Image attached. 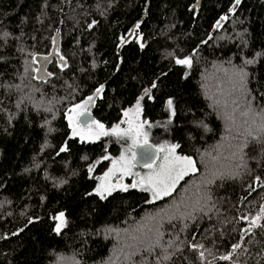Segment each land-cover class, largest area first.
Wrapping results in <instances>:
<instances>
[{
    "label": "trees",
    "instance_id": "1",
    "mask_svg": "<svg viewBox=\"0 0 264 264\" xmlns=\"http://www.w3.org/2000/svg\"><path fill=\"white\" fill-rule=\"evenodd\" d=\"M197 1L0 0V264H264V0ZM103 83L97 122L139 102L194 159L170 195L96 194L122 140L73 136L68 112Z\"/></svg>",
    "mask_w": 264,
    "mask_h": 264
},
{
    "label": "snow or ice",
    "instance_id": "2",
    "mask_svg": "<svg viewBox=\"0 0 264 264\" xmlns=\"http://www.w3.org/2000/svg\"><path fill=\"white\" fill-rule=\"evenodd\" d=\"M241 3V0H235V4L239 5ZM221 19H227V17H222ZM219 23V22H218ZM137 27H139V25H137ZM61 59H63V57H61ZM254 61L252 60H247L245 61V63L247 64H251ZM177 64H181V65H186L189 68L192 65V60L190 57L185 58V59H177L176 60ZM37 72L40 71V69H36ZM48 75H51V73H48ZM242 75H244L242 73ZM156 85L153 84L152 87H155ZM103 86H101L100 88L97 89L96 94L99 95L100 92L102 91ZM151 91V89H146L145 90V94H148ZM264 95V94H262ZM141 99H143V97H141ZM91 101H93V97H88L87 101H85L84 104L82 105H77L75 107H73L72 109H69L70 113H75L77 111V108L80 109H84L85 106L90 103ZM167 105L169 107V109L172 108L173 106V101L172 99H169L167 101ZM137 108V112H139V102L136 105ZM173 115H175V112L172 113ZM125 115L127 116V113H125ZM69 119V123L70 126H72V135L73 136H80L81 140L86 139V134L84 133V131L82 129H79L74 121H73V117L71 115H69L68 117ZM126 123L129 124V127L127 129H122L120 128L119 125L114 126L111 130H105L104 125L100 124L99 122H93L96 124V129L97 131L95 133H92V131L89 129L87 136H91V135H113L116 136L118 138H122V137H129L131 136L133 139V143H136V140L138 137L143 136L145 143H147V133L143 131V123H138L135 127L132 126V122L131 121H125ZM179 147L178 144H174L168 147V152L171 156V159H169V156H165L164 157V162L159 166L158 170H153L151 173H149L147 176L145 177H140V181H139V187H141L142 190L144 191H150L152 193V197L153 200L155 199H160L162 198V196L165 195H170L171 192L175 189L176 183L183 178L184 175H186L189 171L191 172H195L197 169L195 167V162L192 160L191 157H187V156H177L175 155L176 149ZM67 148L66 147H62L61 151H66ZM104 159H108V157H104ZM121 162H123V166L120 169H117L119 171L124 172L125 174L131 175V162L127 161L125 157H121ZM118 162H113V169H116V164ZM148 167H152L151 164L146 165ZM92 169H89V171H91ZM112 174V170L109 171L108 174H106V176L111 175ZM138 185L137 183H133L131 185L132 188H136ZM122 189L124 191L128 190V186L127 185H121ZM95 192L97 195H99L102 199L105 198V192H107L109 195L111 194V191L109 188L105 187V185L102 183L99 187H97L95 189ZM56 219L59 220V223L57 224V226L55 227V231L57 233H60L62 228L66 226V221L64 218V213H60L58 215V217H56ZM257 219H259V217H257ZM252 223L255 225V220L252 221ZM195 247V246H194ZM200 247H203L202 245H200ZM235 247H239V245H236ZM201 255H203L201 253ZM222 259L228 260L231 259L230 256H224L222 257Z\"/></svg>",
    "mask_w": 264,
    "mask_h": 264
},
{
    "label": "rangeland",
    "instance_id": "3",
    "mask_svg": "<svg viewBox=\"0 0 264 264\" xmlns=\"http://www.w3.org/2000/svg\"><path fill=\"white\" fill-rule=\"evenodd\" d=\"M58 55H59L58 56L59 57L58 58V63H59V65H60V63L63 65V63H62L63 60L61 59V57L64 58V56L62 54L61 48L58 50ZM84 103H85V101H82V102L76 104L75 106L82 105ZM75 106H73V107H75ZM73 107H71V109ZM87 107H88V104L85 106L84 109L77 108V111L75 113L68 112V117H69V115H71L73 117V121H74L75 125L76 126L78 125L77 127L79 129H82L84 131V133L86 134L87 138L84 139V140L85 141H89V142H94V141H98L101 138H104V137L108 136V135H99V136L91 135V136H87V133H88L89 129L92 131V133H95L97 131L95 123H91L86 128H83V126L79 123V121L77 119V117H79L80 115H82L83 113H85L87 111L86 110ZM126 113H127V116L125 115L123 120L120 123L116 124V125H119L120 128H122V129H127L129 127V124L126 123L125 121H131L133 127H135L138 123H143V125H144L143 131L147 133V142H152L153 143V139H152L153 131H152V129L154 128V125H151L149 122H147V121H145L143 119L141 108H139V112H137V108L135 106V107L131 108L130 110H128ZM68 122H69V119H68ZM95 122H97V121H95ZM100 124H103V123H100ZM69 125H70V123H69ZM103 125H104L105 130H111L114 126H116V125H114L112 127H107L105 124H103ZM70 128L73 131L72 126H70ZM76 137L80 138V136H76ZM119 139L122 140L120 151L115 156H110V155L107 156L108 158H110V165L107 168V170L101 175V177L99 179V184H98L97 187H99L103 183L105 185V187L109 188L110 191L113 192V191H116V190H123L121 185H127L128 189H129V188H132L131 185L133 183H137L138 186L136 188H140L141 189V187H139L140 177L147 176L154 169L158 170L159 166L164 162V157L165 156H169V159H171V156H170V154L168 152V147L171 146V144H169V142H162L160 144H155L158 147V149H159V156H158V158L156 159L155 162L151 163V165H152L151 168L148 167V166H143V167L137 166L135 164V158H136L135 148L139 144L145 143L144 137L143 136L138 137L135 144L133 143V139H132L131 136L122 137V138H119ZM175 155H177V156H186V155H182V154L178 153L177 149H176ZM122 156L125 157L127 161L131 162V172H132L131 175L125 174L124 172L117 170V169H120L123 166V162H121V159H120ZM187 157H189V156H187ZM192 160L194 161L193 158H192ZM114 161L118 162L116 164V169H113V162ZM195 167L197 169L196 163H195ZM110 170H112V174L106 176V174H108ZM190 173H193V172L189 171L186 175H184L183 178L180 179L176 183L175 188ZM147 192L150 193V197H151V199H153L152 193L150 191H147ZM107 194L108 193L105 192V195H107ZM162 197H164V196H162ZM58 215L56 217H58ZM64 218H65V216H64ZM65 221H66V218H65ZM58 223H59V220L56 219V226H57Z\"/></svg>",
    "mask_w": 264,
    "mask_h": 264
},
{
    "label": "water",
    "instance_id": "4",
    "mask_svg": "<svg viewBox=\"0 0 264 264\" xmlns=\"http://www.w3.org/2000/svg\"><path fill=\"white\" fill-rule=\"evenodd\" d=\"M202 1L203 0H198L193 6H192V10L194 8H196V13L198 14L200 9H201V5H202ZM242 2V0H241ZM238 5H236L235 3H233L232 7L230 8L231 11H234V9L237 7ZM226 20L225 19H220L219 23H218V27H220ZM143 21H140L139 23H137L130 31L129 35L131 36V38H134V32L135 29L137 28V25H140ZM62 35L60 33H55L54 37H53V46L52 49L50 51V53L48 54H42V55H38L37 59L44 62V63H48L49 65L51 64V62L58 57V50L61 48V44H62ZM101 86H103L102 91L100 92L99 95L96 94V91L98 88H100ZM101 86H99L93 93L92 96L93 97V101H91L90 107L88 108V110L83 113L82 115H80L78 117V121L79 123L83 126L86 127L87 125H89L90 123H93L96 120V116L94 114L95 111V105H96V101L101 97L102 93L104 92L107 83H103ZM135 152H136V158H135V164L137 166H146L148 164H151L153 162L156 161V159L159 156V149L158 147L152 143V142H147V143H143V144H139L136 148H135Z\"/></svg>",
    "mask_w": 264,
    "mask_h": 264
},
{
    "label": "flooded vegetation",
    "instance_id": "5",
    "mask_svg": "<svg viewBox=\"0 0 264 264\" xmlns=\"http://www.w3.org/2000/svg\"><path fill=\"white\" fill-rule=\"evenodd\" d=\"M50 53V52H49ZM58 58L59 57H56L52 62H51V64L49 65L47 62L46 63H44V62H42V61H40V60H37L36 61V63H35V70L36 69H40V73H42L41 75L43 76L44 74H48V73H52V67H53V65L56 63V64H58ZM36 73H38L37 71H36ZM90 104H91V102L88 104V107H87V109L86 110H88V108L90 107ZM77 119H78V117H77ZM91 124V123H90ZM89 124V125H90ZM89 125H87V126H89ZM78 126V125H77ZM86 126V127H87ZM86 127H83V128H86Z\"/></svg>",
    "mask_w": 264,
    "mask_h": 264
}]
</instances>
